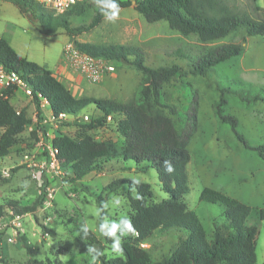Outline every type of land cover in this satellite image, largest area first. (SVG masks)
I'll list each match as a JSON object with an SVG mask.
<instances>
[{
	"label": "rangeland",
	"instance_id": "obj_1",
	"mask_svg": "<svg viewBox=\"0 0 264 264\" xmlns=\"http://www.w3.org/2000/svg\"><path fill=\"white\" fill-rule=\"evenodd\" d=\"M226 3L233 11L251 18L264 16V0H226ZM21 12L15 4L0 0V36L8 37L16 51L28 60L52 68L69 37L61 28L52 36L43 34L40 24L30 18L29 12ZM112 12L113 9L99 24L74 38L93 44L134 46L141 52L144 64L151 67L179 64L186 68L187 58L179 55L187 51L242 43L240 56L217 64L215 70L210 69L205 75L188 74L181 80L170 81L163 90L167 102L177 109L188 106L189 102L195 106L197 125L188 142L190 158L186 165L188 191L184 201L187 207L197 214L208 233L214 218L224 219V206L199 200L204 187L220 190L247 204L251 213L245 226L256 253L254 264H264V219L255 213L264 209V151L244 147L234 137L228 123H219L212 110L219 95L218 84L236 89L229 93L226 111L236 117V128L249 146H264V101L251 99L254 95L264 97V36L242 37L231 32L221 39L200 42L171 29L165 20L146 22L132 5L120 7L114 21L109 20ZM91 16L89 10L71 15L70 26L88 24ZM108 63L114 70L104 72L96 82L88 81L70 64L72 77L61 81L79 97L120 103L132 100L141 82V72L128 63ZM10 103L31 118L32 106L22 94L14 96ZM84 115L91 119L102 113L90 104L62 121L58 128L47 127V132L53 136L58 130L75 139L89 135L105 142L114 154H120L124 140L117 130V122L122 114L116 113L112 121L91 129L81 126L87 122L81 121ZM34 122L31 118L9 152L0 157V264H101L95 252L103 260L115 259L119 252L112 250L114 237L109 235L112 240L106 239L107 230L101 232L100 226L120 224L116 236L123 241L127 235L122 221L129 218L131 208L125 186L114 192L104 187L117 178H132L149 183L150 201H160L167 195L161 190L155 169H142L144 163L124 161L117 155L108 161L100 160L94 170L74 181L70 166L63 165L60 174L44 178L46 195L42 203L31 212H17L37 201L42 190L35 171L20 163L22 154L33 148L35 136L30 131ZM98 195L102 197L101 219V210L95 201ZM178 236L181 234L172 229L156 230L149 240L154 244L153 259H159ZM23 242L30 246L31 254L27 253ZM89 245L94 248L91 252Z\"/></svg>",
	"mask_w": 264,
	"mask_h": 264
},
{
	"label": "trees",
	"instance_id": "obj_2",
	"mask_svg": "<svg viewBox=\"0 0 264 264\" xmlns=\"http://www.w3.org/2000/svg\"><path fill=\"white\" fill-rule=\"evenodd\" d=\"M6 1L17 5L23 13L29 12L30 18L40 24L43 34L52 36L61 28L78 51L106 61L128 63L142 74L138 90L128 102L79 97L53 76L50 70L21 56L10 46L7 38L0 37V63L7 69L31 74L29 81L33 89L47 98L55 115H72L93 104L102 115L81 123L82 127L91 129L104 125L106 115L110 113L122 114L117 122V130L124 140L120 154H114L105 142L97 141L89 135L75 139L57 132L52 140L58 149L57 157L62 165L70 166L74 181L94 170L100 160L108 161L118 155L124 161L144 163L142 169L154 168L161 190L167 195L165 199L151 202L152 190L149 183L125 177L114 179L104 187L110 192L121 186L126 187L131 208L129 219L134 232L128 233L123 227L127 237L121 241L119 256L115 259L103 260L95 252L101 259V264H254L256 253L245 226L251 213L247 204L220 190L204 187L199 200L224 206V219L217 221L214 218L212 229L208 233L197 214L187 207L184 201V195L188 191L186 165L190 158L188 142L197 125L195 106L189 102L188 106L179 110L167 102L163 90V86L170 81L181 80L188 74L205 75L210 69L215 70L217 64L240 56L243 52L242 43L215 45L198 52L187 51L179 55L187 58L186 68L179 64L151 67L144 64L141 52L134 46L93 44L79 42L74 38L82 31L99 24L111 10L107 7L109 0H80L64 13L56 15L45 10L35 0ZM116 2L119 7L132 5L148 23L165 20L171 29L200 42L221 39L231 32L242 37L264 36V16L262 19H254L244 13H237L227 5L226 0ZM87 10L92 13L88 24L70 26L71 15H80ZM218 85V99L212 104L213 114L218 122L228 123L234 137L244 147L264 151V146L248 145L236 128V117L226 111L229 107V93L236 92V89ZM251 99L264 101V97L259 98L258 95ZM30 123L31 119L24 110L17 113L9 99L0 98V157L9 152L17 135ZM30 134L35 136V128L31 129ZM44 186L45 182L41 184L42 190L37 201L17 212H31L40 205L46 195ZM95 201L100 207L101 219L102 197L96 196ZM255 213L260 219H264V209L256 210ZM158 229L160 232L172 229L181 236L172 241L159 259H153L154 244L149 240ZM106 239L112 240L109 235H106ZM23 243L27 253L31 254L30 246Z\"/></svg>",
	"mask_w": 264,
	"mask_h": 264
},
{
	"label": "built area",
	"instance_id": "obj_3",
	"mask_svg": "<svg viewBox=\"0 0 264 264\" xmlns=\"http://www.w3.org/2000/svg\"><path fill=\"white\" fill-rule=\"evenodd\" d=\"M54 14H61L68 10L73 4L80 0H35ZM63 57L75 69L80 71L82 75L90 82L99 80L104 72L113 71L114 68L103 58L92 57L83 52L78 51L68 42L63 49ZM31 74H23L21 72L7 69L0 63V98L12 99L19 93L22 94L27 103L32 106L31 118L35 121V142L32 150L25 151L20 157V163L25 164L28 168L35 171L34 175L44 182L45 177H51L54 174H60L62 164L59 161L58 149L53 145V138L47 127L58 128L62 121L71 116L68 114L55 115L51 109L49 101L39 91H35L30 83ZM22 109L16 108L19 113ZM116 113L106 115L105 121L110 122ZM30 118V119H31ZM87 115L83 116V120L88 121ZM48 128V129H49ZM143 245V244H141Z\"/></svg>",
	"mask_w": 264,
	"mask_h": 264
},
{
	"label": "clouds",
	"instance_id": "obj_4",
	"mask_svg": "<svg viewBox=\"0 0 264 264\" xmlns=\"http://www.w3.org/2000/svg\"><path fill=\"white\" fill-rule=\"evenodd\" d=\"M107 7L113 9V12L111 16L109 17V20L114 21L119 16L120 7L119 4L116 2V0H109L107 3ZM169 171H171V168L169 167ZM119 202V201H117ZM123 227L127 229V232H134L133 225L131 223V220L125 219L122 221ZM120 227V224L113 223L111 227H109L107 224H102L100 226V231L103 232L105 229L107 230V234L114 237L113 243H112V250L115 252L120 251V244L121 240L120 237L116 236V230ZM87 231V229H85ZM93 246L89 245V252L93 251ZM92 261H95V257L92 258Z\"/></svg>",
	"mask_w": 264,
	"mask_h": 264
},
{
	"label": "crops",
	"instance_id": "obj_5",
	"mask_svg": "<svg viewBox=\"0 0 264 264\" xmlns=\"http://www.w3.org/2000/svg\"><path fill=\"white\" fill-rule=\"evenodd\" d=\"M6 1V0H5ZM9 2V1H8ZM11 3V2H10ZM17 6V5H16ZM18 10L21 12L20 8L17 6ZM22 13V12H21ZM3 37V36H0ZM7 38L10 46L16 51V49L13 47V45L11 44L10 40L8 37ZM68 40L64 43V46L62 47V51L60 54V57L58 58V61L52 65V68H48L46 65L44 64H39L43 67H45L46 69L50 70L53 74V76H55L58 80L61 81V79L67 80L68 78H71L73 73H72V69L69 65V62L63 57V49L65 48V46L67 45ZM17 52V51H16ZM19 53V52H17ZM20 54V53H19ZM21 56L25 57L24 55L20 54ZM26 58V57H25ZM27 59V58H26ZM63 82V81H61ZM64 83V82H63ZM67 83V82H66Z\"/></svg>",
	"mask_w": 264,
	"mask_h": 264
}]
</instances>
